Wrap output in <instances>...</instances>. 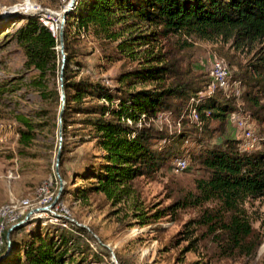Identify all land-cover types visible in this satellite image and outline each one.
I'll use <instances>...</instances> for the list:
<instances>
[{"label":"trees","instance_id":"trees-1","mask_svg":"<svg viewBox=\"0 0 264 264\" xmlns=\"http://www.w3.org/2000/svg\"><path fill=\"white\" fill-rule=\"evenodd\" d=\"M15 15L18 13L4 17ZM19 16L25 21L13 37L24 50L25 66L36 71L31 82L43 99L54 97L60 111V25L56 23L53 33L40 16ZM84 32L98 43L108 62L128 59L137 63L124 67L113 83L80 74L83 53L75 43ZM175 34L221 37L237 47L258 42L261 47L252 66L260 73L264 71V0L76 1L65 24L66 103L60 172L66 183L61 201L70 192L71 184L90 180L88 187L77 188L80 195L101 192L113 204L131 199L132 215L142 225L174 215L180 208H200L198 217L186 227L192 223L199 228L201 238L212 241L221 256L254 255L264 237L254 229L244 203L249 197L264 196V150H242L237 139L225 138L194 154L203 174L195 179L194 188L179 192L171 205L145 210L136 199L134 180L171 166L189 136L198 129L205 131L214 120L219 122V130L224 129L227 116L237 111L233 95L204 96L198 106L201 121L196 122L197 127H186L184 113L191 98L203 91L211 79L191 73L183 58L165 47L163 41ZM245 95L257 105L252 111L254 116L262 118L264 111L258 95L252 91ZM161 112L177 117L182 128L173 133L159 127L156 121ZM16 119L23 152L36 139L38 123L24 114ZM71 137L78 145L94 142V151L69 179L63 165ZM63 220L68 227L45 226L33 219L14 229L11 248L0 264H85V257L74 260V256L82 249L81 233L86 228ZM182 233L187 236L189 230L179 234ZM4 236L6 241V232ZM6 248L5 243L0 255ZM88 248L89 244L85 245V250Z\"/></svg>","mask_w":264,"mask_h":264},{"label":"rangeland","instance_id":"rangeland-1","mask_svg":"<svg viewBox=\"0 0 264 264\" xmlns=\"http://www.w3.org/2000/svg\"><path fill=\"white\" fill-rule=\"evenodd\" d=\"M69 2L0 0V207L26 198L32 201L35 209L51 203L58 193L59 180L54 172L59 147L58 102L54 97L43 99L32 84L36 71L25 66L24 50L13 33L25 21L18 18L19 15L36 14L49 27H55L56 23L60 25ZM15 12L18 15L4 17ZM163 43L167 49L175 50L183 58L184 66L191 73L205 79H211L210 72L214 63L221 62L229 71L231 82L241 85V95L232 97L237 111L227 116L224 129L219 130V122L214 120L208 129H198V133H193L183 142L180 156H186L189 168L177 169L172 163L152 176L134 180L135 193L138 195L136 199L145 210L167 207L179 192L194 188L195 179L203 174V170L193 157L202 147L218 144L229 137L237 139L242 150H264V116H254L252 111L257 105L245 95L247 91L258 95L264 111V71L260 73L252 66L261 44L257 42L252 46L237 47L232 41L221 37L204 39L186 34L172 35ZM75 45L83 53L80 59L84 66L79 69L80 74L103 79L106 83H113L112 79L124 67L137 63L128 59L108 62L98 43L85 32ZM215 93L231 98L228 96L231 94L219 90ZM20 114L38 123L36 139L30 147L23 148V152H20L19 124L16 119ZM238 115L245 121L244 127L236 124ZM184 116L188 120L186 127H197L188 113ZM156 124L167 127L173 133L182 128L177 117L164 112L159 114ZM245 127H252L257 139L245 140ZM70 141L63 165L69 179L86 156L94 151V142L78 145L75 137H71ZM48 179H53V198L50 202L41 203L38 188ZM90 183V180H78L71 184L70 192L62 201L60 198L54 213L50 210L41 211L33 214L30 220L38 219L45 226L68 227L63 219H75V223L78 221L88 225L91 230L86 228L81 233L80 243L83 246L75 253L74 260L85 257V264H264V240L254 255L226 257L219 254L212 241L201 238L199 228L194 224L186 227L187 223L198 217L200 208H180L174 215L142 225L132 215L134 209L131 199L113 204L101 192L86 191L85 195H80L77 188H86ZM244 207L254 229L264 237V196L249 197ZM186 230H189L188 237L186 233L179 234ZM87 244L90 248L85 250ZM105 244L113 249L117 261Z\"/></svg>","mask_w":264,"mask_h":264},{"label":"bare ground","instance_id":"bare-ground-1","mask_svg":"<svg viewBox=\"0 0 264 264\" xmlns=\"http://www.w3.org/2000/svg\"><path fill=\"white\" fill-rule=\"evenodd\" d=\"M54 33H55V29H54ZM222 65L223 64L219 61H216L214 63L212 68V73L214 74V77L212 79V75H211V80H212L211 83H209L208 86L203 91L198 93L195 97L191 98L187 113L189 114V117H191V119L194 120L193 122H198L200 120V114H199L200 112L198 110L199 109L198 106L199 104H201L200 102L204 96L214 95L216 90L231 94L234 97H239L241 95V90H240L241 85L238 83L231 82L229 71L224 66L225 67V74H224V68ZM239 116L240 115H238V118ZM244 122L245 121L242 119V121L239 122V126L244 127ZM243 138L245 140L257 139V137L254 134V129H252V127H247V128L245 127ZM172 163L174 164L175 168L181 170H185L189 166L188 159L186 158V156H182V155L176 158ZM48 181H51V184H49L45 190H42L43 184L38 188V195L41 203L50 202L51 199L53 198V194L51 192L53 179H48L45 182ZM32 210H33V203L30 199H26V198L16 201H11L0 207V252L2 251L6 243L4 234L8 230V228L13 224L19 222ZM50 212L54 213L53 210H50Z\"/></svg>","mask_w":264,"mask_h":264},{"label":"water","instance_id":"water-1","mask_svg":"<svg viewBox=\"0 0 264 264\" xmlns=\"http://www.w3.org/2000/svg\"><path fill=\"white\" fill-rule=\"evenodd\" d=\"M77 0H70L69 2V6L68 8L65 9L61 19H60V32H59V41H60V50H61V70H60V75H59V82H60V88H61V99H62V104H61V109L59 111V118H58V123H59V147H58V153L56 156V160H55V176L56 178L59 180V189H58V193L56 194L55 198L53 199V201L51 203H49L48 205L45 206H39L36 207L35 209H33L32 211H30L25 217L24 219H22L21 221L13 224L12 226H10L8 228V230L6 231V251L5 253L0 255V259L2 257H4L10 250L11 248V244H12V240H11V232L20 227V226H25L27 224H29L30 220L32 219L31 216L33 213L36 212H41V211H45V210H49L52 207H54L60 200L62 192L64 190L65 187V181L61 175L60 172V160H61V153H62V145H63V123H62V119H63V113H64V108H65V103H66V94H65V90H64V69H65V62H66V51H65V24H66V20H67V16L69 14V12L71 11V9L73 8V6L75 5ZM50 29L53 31L54 33V29L53 27H50ZM72 221H75V219H72ZM76 223H78L80 226H83L89 230L90 227L86 224L83 223H79L78 221H76ZM100 240V239H99ZM101 241V240H100ZM105 246L110 247V245L105 244ZM111 253L113 258L116 260V254L113 251V249H111ZM117 261V260H116Z\"/></svg>","mask_w":264,"mask_h":264},{"label":"built area","instance_id":"built-area-1","mask_svg":"<svg viewBox=\"0 0 264 264\" xmlns=\"http://www.w3.org/2000/svg\"><path fill=\"white\" fill-rule=\"evenodd\" d=\"M222 66H223V68H224V74H225V67H224V65H222ZM210 74L212 75V79H213L214 74H213L212 72H210ZM236 95H237V94H236ZM236 95H235V96H236ZM239 121H242V119H241V118H238V119L236 120V124H239ZM49 184H51V181L44 182V183H43V188H42V190H45L46 187H47ZM56 209H58V208H55V206H54V207H52V208L49 209V210H56ZM45 211H46V210H45ZM36 213H40V212H36ZM61 215H64V214H61Z\"/></svg>","mask_w":264,"mask_h":264}]
</instances>
